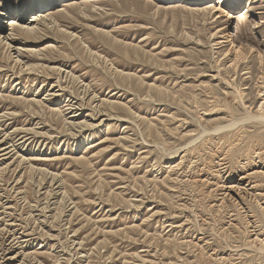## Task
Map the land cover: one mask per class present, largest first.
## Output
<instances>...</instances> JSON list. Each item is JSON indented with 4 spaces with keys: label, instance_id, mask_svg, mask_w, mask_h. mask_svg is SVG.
<instances>
[{
    "label": "rangeland",
    "instance_id": "1",
    "mask_svg": "<svg viewBox=\"0 0 264 264\" xmlns=\"http://www.w3.org/2000/svg\"><path fill=\"white\" fill-rule=\"evenodd\" d=\"M41 1L0 0V17ZM147 1L94 0L16 40L33 52L24 62L56 74L21 71L0 48V139L12 150L0 162V264H264L263 99L251 105L264 0L246 2L224 45L216 0ZM37 7L25 16L54 8ZM243 46L263 57L251 92L246 66L227 69ZM87 84L122 107L81 132L65 118Z\"/></svg>",
    "mask_w": 264,
    "mask_h": 264
},
{
    "label": "bare ground",
    "instance_id": "2",
    "mask_svg": "<svg viewBox=\"0 0 264 264\" xmlns=\"http://www.w3.org/2000/svg\"><path fill=\"white\" fill-rule=\"evenodd\" d=\"M95 1H97V0H95ZM157 1H159V0H156V1L148 0L147 2H149L151 4L163 3V2H157ZM186 1L191 4V2H193L194 0H184V2H186ZM252 1L253 0H216L215 1V4L217 6L216 10H222V13L224 14L223 16H225L226 19L229 21V25L227 27H224V28L220 27L214 33V35H213L214 40L216 38L220 39V40L218 39L216 44H221L222 45L223 43H226L228 41H232L233 42V38L231 37V35L233 36V34H234L232 29L235 26L234 25L235 15L246 7V2H247V6H248V4L250 6L252 4ZM25 2H26V0H25ZM89 2H94V0H50L49 5H46L45 1H41V2H39L37 4H32V8L31 9H36L35 7H37V6H39V8H42V9L44 7H47V6L52 7V8L54 7V8H53V10H49V11L45 12V14H43V15L39 14V15H35V16L34 15L25 16V13L29 12L31 9L29 10L30 6H26V5L23 8H21L22 4H18L17 10L15 9L16 11L15 12L13 11V13L9 12V11L2 12L3 13V17H0V48H5L8 51V54H9L10 58H13L12 61L15 59V67L17 65H18V67L22 65L20 67L21 71H23V66L27 65V69L29 71H31V72H39L40 69L42 70L40 72H44V73L48 72V73H50V75H52L51 73H55L56 74L57 71L60 72L59 69L57 68L58 66L57 67L49 66V65L46 66V65L40 64V63H38L36 65H32V64H29L30 62L29 63L24 62V60L26 58L27 59L30 58V55H31L30 53H33V52L32 51H27L22 46H19V45H22V43L17 45V44H15V42L19 38L21 40H24V39L21 38L23 36H28V37H30V36H39L40 34H42L43 31H47L48 29H53L54 27L58 28L60 26V24H61L59 22L60 18H63L66 15L69 16V13H68L69 10L70 11L76 10V9L78 10L82 6H86ZM58 3H60V4H58ZM62 7H65V8H62ZM8 17L9 18L11 17V19H9L10 22L9 21H8L9 23L7 22L9 24V26L11 27L9 29L10 30L9 33L6 32L8 29L6 30V28L2 25L4 21L6 22L5 19H7ZM13 17L15 19H17V20H14ZM227 30H228V32H227ZM235 49H236V56L234 57V59H232V62L227 67V69H230V68L236 69L238 67L246 66L245 74L250 73L251 76H247L246 77V78H249V79H246V85H248V86H245V89L249 90V92H251L252 87H251V84H249V81L254 80V78H253L254 71H255V73L257 72V75L259 74L258 76H260V74H261V72H259V69L256 68L257 64H256V61H255L254 53H257L259 55L260 64L262 62L261 59H263L264 56L262 57L261 52L257 51V50H255V52H253L252 49H251V51H249V50L247 51V49H245L244 46L243 47H239V48H235ZM229 51L230 50H228V52ZM231 52L234 53V47L232 48ZM13 54H16V56L13 57L12 56ZM27 54L29 55L28 57H27ZM257 58H258V56H257ZM44 59H41V61L44 60ZM45 60H49V59H45ZM22 62H24V63H22ZM124 75L130 77V74H124ZM59 76L60 75H58V77ZM259 79H263V75H262V77L260 76ZM59 81H61V80H59ZM259 81H261V80H259ZM238 84L242 85L241 83H238ZM240 85H238L239 89H240ZM258 85H260V86H258L260 88L259 91H262V92H260L261 95L258 94L257 97L255 96V99L253 101H251V105L254 103V101H256V100L258 101V99H263L261 101V103L259 104L260 108L263 109L264 108V79ZM58 86L63 87L62 84H60ZM89 87L90 86H88V84H87L83 88L84 95L87 96L88 100L81 99L80 102H78L79 100H76L75 102L71 101L70 102V107H69L70 111H67V114L69 115L68 116V120L65 118V122H66L65 124L66 125H68L70 128H80L81 132H82V130H86V129L88 130V128H91V127L95 126V125L92 124L91 120L94 121V118H95L94 117V112H96L97 110H99L98 113H102L103 112L102 116L108 115L109 118H111V120H112L113 115L110 114V113H107V111L104 110V108L106 109V107L107 108L109 107V110H110V109L120 108L119 106L122 107V104H117V102H113V101H109L108 102V101H105V100H102V99L98 100L96 95L92 94V92L94 93V91L89 93L90 92V88ZM238 92L240 93V91H238ZM248 94H247V96H248ZM261 96H263V97H261ZM15 98H17V97H15ZM94 103H96L95 106H94ZM34 104H36V103L34 102ZM37 104L39 105V104H41V102H37ZM88 107L91 108L90 109L91 110V114L88 113L87 115L83 116L84 112H80V111L82 110V108L85 109V108H88ZM125 107H124V109H125ZM98 113H97V115H98ZM81 117H84L85 120L80 121L79 119ZM118 117H120V116H118ZM258 118L264 119V115H262L261 117H258ZM30 131H32V130H30ZM10 135L11 134H9V136ZM9 136L7 137V139H9ZM3 138L0 139V162L4 161L6 158L8 159L9 158L8 155L12 152V150H9L10 146L7 147V145H5L8 142H6V140H4ZM11 146H14V145H11ZM39 172H40V170H39ZM41 173H43L42 175L46 174L44 172H40V174ZM248 176L249 175L242 176L241 179L242 180L246 179ZM54 177H56V176H54ZM232 187H236V186L232 185L230 188L232 189ZM49 193H51V192H49ZM76 232H78V231H76ZM78 245H80V244H78ZM11 258H13V257H11ZM12 260L13 259H10L8 263H12L11 262Z\"/></svg>",
    "mask_w": 264,
    "mask_h": 264
}]
</instances>
